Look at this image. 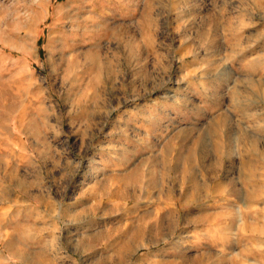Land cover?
<instances>
[{
    "label": "rangeland",
    "instance_id": "obj_1",
    "mask_svg": "<svg viewBox=\"0 0 264 264\" xmlns=\"http://www.w3.org/2000/svg\"><path fill=\"white\" fill-rule=\"evenodd\" d=\"M150 1L0 0V264H163L174 258L171 247L182 241L177 223L154 219L169 204L141 202L140 194L155 183L143 186L139 174L128 187L126 205L132 208L139 198L136 214L149 213L141 219L158 227L122 260H102L113 253L112 239H127L121 235L126 217L116 210V187L109 183L150 155L134 152L150 142L130 116L161 110L164 98L191 93L178 86L207 81L190 73L191 53L175 50L180 41L175 33L169 36L172 27L157 28L151 44L144 31ZM243 2L238 1L248 9V75L237 68L232 86L240 98L248 86V100L257 103L248 105V115L264 114V0ZM220 77L225 99L229 74ZM150 167L160 166L143 161L142 174ZM117 226L120 234L108 240ZM251 237L264 244L263 234L248 233V244ZM248 264H264V258L250 257Z\"/></svg>",
    "mask_w": 264,
    "mask_h": 264
},
{
    "label": "crops",
    "instance_id": "obj_2",
    "mask_svg": "<svg viewBox=\"0 0 264 264\" xmlns=\"http://www.w3.org/2000/svg\"><path fill=\"white\" fill-rule=\"evenodd\" d=\"M238 1L151 0L147 6L144 31L151 42L161 25L172 27L169 36L175 33L180 41L175 50L185 49L193 57L190 73L207 80L178 86L191 93L164 98L161 110L154 107L153 112L130 116L150 142L134 149L150 154L132 166H138L143 186L155 183L147 195L140 194L141 202L156 208L161 202L169 204L154 219H175L171 224L177 223L182 236L171 247L174 258L163 264H248L250 257L264 258V244L253 243L252 237L248 244V233L264 235V125H259L264 114L248 115V105L257 104L248 100V86L244 98L232 86L237 68L248 75V9ZM138 34L145 35L141 30ZM262 45L264 51V41ZM154 53L149 51L157 57ZM222 74L230 80L225 99ZM153 138H161L162 144L152 143ZM143 161L160 167L142 174ZM175 205H180L179 213Z\"/></svg>",
    "mask_w": 264,
    "mask_h": 264
},
{
    "label": "bare ground",
    "instance_id": "obj_3",
    "mask_svg": "<svg viewBox=\"0 0 264 264\" xmlns=\"http://www.w3.org/2000/svg\"><path fill=\"white\" fill-rule=\"evenodd\" d=\"M68 2V1H67ZM96 3V2H95ZM98 3V2H97ZM59 11V10H58ZM63 12V11H62ZM57 13V11L55 12ZM64 13V12H63ZM69 13V12H68ZM52 14V13H51ZM91 17V16H90ZM58 18V17H57ZM52 19V18H51ZM55 19V18H54ZM60 19V17H59ZM88 19V18H87ZM64 20V19H63ZM90 20V19H89ZM67 21V20H66ZM61 22V20H60ZM54 24H55V21H54ZM58 24V23H57ZM98 28V27H97ZM92 32V31H91ZM75 33V32H74ZM80 33V32H78ZM77 33V34H78ZM94 33V32H93ZM92 33V34H93ZM91 34V35H92ZM82 36V35H81ZM84 36V35H83ZM74 37V36H73ZM80 37V36H79ZM82 38V37H81ZM93 38V37H92ZM77 40V39H76ZM67 42V41H66ZM74 43V42H72ZM67 44V43H66ZM69 44V43H68ZM67 44V45H68ZM68 47H71V46H68ZM66 48V47H65ZM24 49V48H23ZM61 48H59L60 50ZM71 49V48H70ZM69 49V51H70ZM60 53V52H59ZM91 54H89L90 56ZM96 55V54H95ZM133 55V54H132ZM72 56V55H71ZM70 56V57H71ZM88 56V57H89ZM93 57V54L92 56ZM90 57V58H91ZM131 57V56H130ZM135 57V56H134ZM72 59V58H71ZM97 60V59H96ZM98 62V60H97ZM69 63V62H68ZM100 63V62H99ZM65 64V63H64ZM98 64V63H97ZM67 65V63H66ZM70 66V65H69ZM68 66V68H69ZM91 66V65H90ZM98 66V65H96ZM101 67V66H100ZM99 68V67H98ZM94 70H96L94 68ZM75 71V70H74ZM98 71V70H97ZM72 72V71H71ZM70 72V73H71ZM64 73V72H63ZM69 74V72H68ZM98 76V75H97ZM96 76V77H97ZM68 77V76H67ZM95 77V78H96ZM99 77V76H98ZM64 78V77H63ZM94 78V79H95ZM1 90V89H0ZM5 91V90H4ZM94 92V91H93ZM91 92V93H93ZM2 93V92H1ZM5 93V92H4ZM3 94V93H2ZM5 95V94H4ZM7 95V94H6ZM85 96V95H84ZM91 96V95H90ZM4 97V96H2ZM1 100V99H0ZM2 103V102H1ZM84 104V103H82ZM84 108V107H83ZM8 109V108H7ZM6 110V109H5ZM10 111V110H9ZM18 116V115H17ZM16 116V117H17ZM18 118V117H17ZM16 119V118H15ZM17 122V121H16ZM27 124V123H26ZM36 125V124H35ZM27 128V127H26ZM32 129H35L34 127ZM37 131V130H35ZM29 132V131H28ZM31 133V132H30ZM39 133V132H38ZM25 134H27L25 132ZM33 134V133H32ZM31 136V135H30ZM34 138V137H33ZM61 144V143H60ZM62 146V145H61ZM219 149V148H218ZM121 159V158H120ZM127 161V160H126ZM129 162V161H128ZM126 162V163H128ZM121 163V162H120ZM125 162L123 161V163L121 164H124ZM136 169V171H135ZM9 176V175H8ZM7 180V179H6ZM114 182H111L109 183L108 185L110 187H112L113 185H115L116 187V191L114 193V195H116V198H117V203H116V210H120L121 208L123 209V217L125 216L126 219L123 218V226H121V228H123V237L127 239L123 240L122 242L120 241V238L118 239H112L111 241V244L109 243V246H113V253L111 255H108L107 257H104L102 260H106V261H111L113 260V257H116L118 260H122L125 255L129 252L133 253L137 247L135 248H130L132 244H134L135 242L139 241L140 239H142V237L146 234L147 231H149L150 229H152L153 227L156 228L158 227V225L156 224V222H148V221H144L143 219H141L143 216L145 215H148L149 213L147 214H144L143 216H138L137 213V204H138V201H139V198L138 199H135L133 198L132 200V208H128L127 207V203H130V201H128V196H127V190H128V187L132 186V185H135L137 183V181L139 180V173L137 171V168H133L131 169L127 174H123L122 176H116L115 178H113ZM12 182V181H11ZM14 183V182H13ZM7 184V183H6ZM121 184V185H120ZM19 187V186H18ZM106 187V186H105ZM20 188V187H19ZM109 188V187H108ZM7 189V188H6ZM21 189V188H20ZM107 189V188H106ZM1 190V189H0ZM27 192V191H26ZM3 193V192H2ZM4 196V194H3ZM253 197V196H252ZM4 200V199H3ZM2 200V201H3ZM100 202H101V198H100ZM127 204V205H126ZM101 205V204H100ZM120 207V208H119ZM130 207V205H129ZM93 208V207H92ZM121 211V210H120ZM133 214V215H131ZM165 215V214H163ZM131 216H132V219H131ZM166 217V216H164ZM169 217V216H168ZM168 219V218H167ZM143 220V222L140 223V221ZM163 217L160 218V222H163ZM137 224V225H135ZM118 227V226H117ZM120 227V226H119ZM116 228L115 230H113L111 233L110 236H108V240L114 236V235H119L120 234V230L121 228ZM108 233V231H107ZM105 234V232H104ZM93 235V234H92ZM116 236V237H117ZM107 237V236H106ZM103 238V237H102ZM123 238V239H124ZM84 239V238H83ZM89 239V238H88ZM105 239V241L107 240ZM94 241V240H93ZM98 242V241H97ZM96 242V243H97ZM114 255V256H113ZM133 258V257H132ZM99 259V258H98ZM101 260V261H102ZM216 262V261H215ZM43 264H48V263H43Z\"/></svg>",
    "mask_w": 264,
    "mask_h": 264
}]
</instances>
